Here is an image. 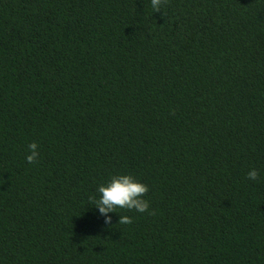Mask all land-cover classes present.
<instances>
[{
  "label": "trees",
  "instance_id": "trees-1",
  "mask_svg": "<svg viewBox=\"0 0 264 264\" xmlns=\"http://www.w3.org/2000/svg\"><path fill=\"white\" fill-rule=\"evenodd\" d=\"M0 264H264V0H0Z\"/></svg>",
  "mask_w": 264,
  "mask_h": 264
},
{
  "label": "clouds",
  "instance_id": "clouds-1",
  "mask_svg": "<svg viewBox=\"0 0 264 264\" xmlns=\"http://www.w3.org/2000/svg\"><path fill=\"white\" fill-rule=\"evenodd\" d=\"M149 2L154 12L160 11L163 0H149ZM38 158L39 150L37 143H29L25 160L29 164H33L37 162ZM246 176L249 180L255 181L258 177L257 169L250 168ZM147 192V185L135 179L132 175L116 173L97 186L96 195L91 197L92 206L103 217L104 223L109 224L111 222L109 213H116V208L134 209L138 213L148 211L149 202L144 198ZM117 222L121 224L131 223V217L119 215Z\"/></svg>",
  "mask_w": 264,
  "mask_h": 264
}]
</instances>
